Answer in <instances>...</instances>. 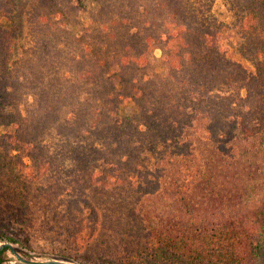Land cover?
Here are the masks:
<instances>
[{"label": "trees", "instance_id": "1", "mask_svg": "<svg viewBox=\"0 0 264 264\" xmlns=\"http://www.w3.org/2000/svg\"><path fill=\"white\" fill-rule=\"evenodd\" d=\"M214 2L32 0L23 44L18 0H0L3 242L21 254L37 236L81 237L122 244L131 264H242L198 236H255L238 205L256 173L242 146L264 145V0H228L251 68L230 57Z\"/></svg>", "mask_w": 264, "mask_h": 264}, {"label": "rangeland", "instance_id": "2", "mask_svg": "<svg viewBox=\"0 0 264 264\" xmlns=\"http://www.w3.org/2000/svg\"><path fill=\"white\" fill-rule=\"evenodd\" d=\"M31 1L32 0H18V23L20 26V39L23 44L27 38V12ZM212 15H214L221 24L229 28L223 43L230 57L235 61L242 62L248 68H251V63L241 54L242 39L234 26V17L228 0H215L212 7ZM156 55L160 57L161 52L157 51ZM242 149L243 158L248 156V153L250 157L253 158L254 156L252 157L251 153H254V150L256 152L255 181L252 184L251 191L248 190L244 193L245 195L242 196V200L238 205L240 210L245 213V222L255 223V236L198 237H204L206 239L209 247V257L226 260V253L232 255L238 254V257H241L243 262L244 260L247 262L246 264H264V145L262 146L257 141H252L250 143L246 142L243 144ZM24 237L25 236H18L21 240L24 239ZM66 237L63 236L56 239L55 236H37L35 237L36 239L31 240L30 245L19 246V250L21 251L20 256L31 262H45L51 260L55 254H71L78 258L82 257V259L79 260H81L83 264H103L104 260L109 259L113 262L117 260L116 262L118 263L131 264L128 259H121L119 252L122 251V244H114L108 249H102L101 246H97L96 242L88 244V241L83 242L80 237L78 239V245L72 247L66 244ZM3 243L6 242L0 239V244ZM249 244L255 247L250 257L247 256L244 250L245 247L248 248ZM218 253H223L222 257H219ZM102 256L107 259H101ZM243 262L241 263L243 264ZM0 264L25 263H22L10 250H7L2 256Z\"/></svg>", "mask_w": 264, "mask_h": 264}, {"label": "water", "instance_id": "3", "mask_svg": "<svg viewBox=\"0 0 264 264\" xmlns=\"http://www.w3.org/2000/svg\"><path fill=\"white\" fill-rule=\"evenodd\" d=\"M5 249L10 250L11 253L16 258H18L22 263H25V264H75V263L63 262V261H58V260H49V261H45V262H31V261H28V260L22 258L12 244H10V243L0 244V252L5 250Z\"/></svg>", "mask_w": 264, "mask_h": 264}, {"label": "flooded vegetation", "instance_id": "4", "mask_svg": "<svg viewBox=\"0 0 264 264\" xmlns=\"http://www.w3.org/2000/svg\"><path fill=\"white\" fill-rule=\"evenodd\" d=\"M8 250V249H7Z\"/></svg>", "mask_w": 264, "mask_h": 264}]
</instances>
